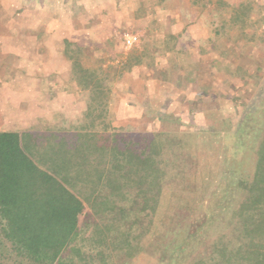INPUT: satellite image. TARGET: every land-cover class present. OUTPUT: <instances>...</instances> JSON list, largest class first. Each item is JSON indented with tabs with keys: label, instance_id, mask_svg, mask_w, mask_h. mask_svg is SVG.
Listing matches in <instances>:
<instances>
[{
	"label": "trees",
	"instance_id": "1",
	"mask_svg": "<svg viewBox=\"0 0 264 264\" xmlns=\"http://www.w3.org/2000/svg\"><path fill=\"white\" fill-rule=\"evenodd\" d=\"M83 53L67 42L79 83L95 87L93 100L99 76L80 63ZM99 105V116L92 107L88 119L104 120L108 106ZM91 123L0 133V264H133L169 251L176 261L183 249L175 232L213 175L193 173L197 134H133ZM166 147L191 152L167 159ZM263 150L264 140L252 182L240 179L232 193L246 195L232 208L233 232L218 235L191 264H264ZM85 216L90 231L81 229Z\"/></svg>",
	"mask_w": 264,
	"mask_h": 264
},
{
	"label": "crops",
	"instance_id": "2",
	"mask_svg": "<svg viewBox=\"0 0 264 264\" xmlns=\"http://www.w3.org/2000/svg\"><path fill=\"white\" fill-rule=\"evenodd\" d=\"M236 1L0 0V133L37 132L43 124L56 130L60 121L74 125L86 120L94 89L76 78L67 42L86 54L100 49L98 58L107 60L106 68L109 58L117 57L112 50L105 52L108 46L120 50L110 29L124 27L164 33L133 48L122 45L123 59L132 63L111 85L107 114L112 129L151 133L172 132L170 125L176 124H226L232 110L240 119L248 117L243 98L249 100L253 88L260 91L264 69L258 60L251 65L247 54H236L234 40L221 36L220 29L233 23L219 20V7L247 6ZM155 7L167 15L163 24L149 15ZM189 7L195 16L183 26L180 12ZM208 12H216L213 19ZM216 18L220 28L213 33ZM133 51L137 62L130 56Z\"/></svg>",
	"mask_w": 264,
	"mask_h": 264
},
{
	"label": "rangeland",
	"instance_id": "3",
	"mask_svg": "<svg viewBox=\"0 0 264 264\" xmlns=\"http://www.w3.org/2000/svg\"><path fill=\"white\" fill-rule=\"evenodd\" d=\"M236 2L238 3L239 0ZM242 2L247 6L244 8H241L242 5H240V7H219V20L226 19L233 23L231 28L220 29V33H222L221 36H226V38L232 41L234 40L236 54H247L251 58V65H253L254 60H258L256 64L259 65L261 69H264V0H240V3ZM214 3H220V0H214ZM155 8H157V10L154 12L152 11L149 15L160 20L163 24L167 15L164 16L158 7ZM174 8L175 7H171V10L174 11ZM190 8L194 7H189V10L180 12L181 19L184 18L182 23L183 26L186 25V22L190 24L194 19L195 13L190 11ZM163 9L166 11L167 7H163ZM215 13L216 12H212L211 14L208 12V19H213L212 16ZM171 15L173 16V13H171ZM177 15L179 14L177 13ZM153 17L151 19H153ZM212 23V29L210 28V30L215 33V30L217 31L220 28L216 27V24L219 23L217 18L215 22L212 21ZM125 24L130 25V22H125ZM186 29L187 28H185L184 31H187ZM112 31L113 30L110 29V33L117 41L120 50H116V52L112 46H108L105 52L110 53L112 50V54L115 55L117 53V57L114 56V58L112 56L109 58V64L106 68H104L103 65L107 60L98 58L100 49H94V53L90 54L83 53L80 58V63L84 65V68L96 72L99 76V94H97V98L95 97L96 100L93 99L94 102L92 101L93 104H91L95 111L94 117H98L101 113V107L97 108L100 102L108 106L111 85L118 81L122 77V74L130 68L129 66L132 61L127 62V59H123L125 55L122 53L123 46L133 48L128 46L127 39L135 36L137 37L136 44L140 45L142 40L145 43L146 38L159 37L164 33L163 29L144 28L143 26L119 28V32ZM130 56L134 58L136 62L138 61L136 51H133ZM240 60L247 64L245 60ZM260 79L262 80V82H260V91L255 93L253 88V91L250 92L249 100H247L246 96L243 98V102L248 103V107L244 108V115L248 112V117H242L240 119L238 116L234 115L235 110H232L231 114L233 116H231V119L233 121L230 119L231 121L226 124L204 123L202 125H170L171 130L174 131L167 133H185L179 131L194 127L197 128V132L194 131L197 137L194 141V146L191 148L193 155L196 157V167L193 173L202 170L201 175L196 178L202 179L204 173L209 174L207 171L213 169V175L210 184H208L200 199L195 202L194 211L186 221L185 226L179 233L175 232L177 245L181 246L183 249L177 254V257H175L176 261L172 259L169 251L163 258L160 257L162 254H156L157 257H135L133 259L135 263L133 264H191V262L198 260L201 251L207 249L208 245L213 244L218 235L221 233L230 235L233 232L234 226L232 225V220L234 210L232 208H237L238 205L245 200L246 195L237 194V192L236 195L232 193L240 179L247 180L249 183L252 182L253 176L257 170V162L260 158L259 155L263 147L264 75L261 76ZM91 87L95 89L92 84ZM81 89L85 90L83 86ZM103 116L104 122L101 121L103 118L98 121L94 118H87L85 120L82 117L77 121L83 122L74 124L76 126L71 123L64 124L66 122L60 121L59 124L54 127L69 129L70 127L73 128L72 126L76 129V127L81 125L84 127H91V121H95L97 129H109L111 131L108 114L105 115V113H103ZM98 122L102 123L99 124ZM42 126V130L37 132L48 131V129L44 127V124ZM105 126H107V128H105ZM127 130L129 131H120L135 133L130 129ZM191 150L190 148L181 147L170 151L166 147L164 148V157L167 159H175L177 156L186 157L187 153L191 152ZM230 200L233 202V206H231ZM88 218V216H85L81 217L80 220L81 229L85 231H90L87 227L88 222H90ZM118 261L119 262H116V264H120V260ZM181 261L183 263H179Z\"/></svg>",
	"mask_w": 264,
	"mask_h": 264
},
{
	"label": "built area",
	"instance_id": "4",
	"mask_svg": "<svg viewBox=\"0 0 264 264\" xmlns=\"http://www.w3.org/2000/svg\"><path fill=\"white\" fill-rule=\"evenodd\" d=\"M136 42H137V37H135V36L127 39L128 46L132 47L134 44H136Z\"/></svg>",
	"mask_w": 264,
	"mask_h": 264
}]
</instances>
